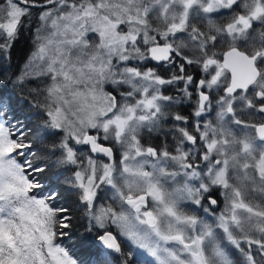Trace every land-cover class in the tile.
Here are the masks:
<instances>
[{
	"label": "snow or ice",
	"instance_id": "obj_1",
	"mask_svg": "<svg viewBox=\"0 0 264 264\" xmlns=\"http://www.w3.org/2000/svg\"><path fill=\"white\" fill-rule=\"evenodd\" d=\"M0 264H264V0H0Z\"/></svg>",
	"mask_w": 264,
	"mask_h": 264
},
{
	"label": "trees",
	"instance_id": "obj_2",
	"mask_svg": "<svg viewBox=\"0 0 264 264\" xmlns=\"http://www.w3.org/2000/svg\"><path fill=\"white\" fill-rule=\"evenodd\" d=\"M33 44L34 41L32 39V34L29 31H22V33L19 36V39L15 43V45L12 48V60H11V67L7 69L9 73L15 72L18 70V67H22L26 62L28 57L30 56L31 52L33 51ZM222 49V48H221ZM219 49V50H221ZM256 119H259L257 117ZM99 160V158H96ZM55 169H52L49 172V179L52 183H56L55 177L53 173L55 172ZM70 173L65 172L64 175H69ZM110 195V194H109ZM65 197H70V194L65 192ZM107 199H102L100 203H109ZM62 204L65 205H71L73 210H75V199L74 198H68V199H63L61 201ZM76 216H81L82 214L79 212L74 213ZM74 227L73 231L76 232L77 234L83 233L86 226H87V221L84 219H74L73 221ZM77 239L76 236L73 237V240ZM64 244H71L72 241H62ZM77 252H81L82 255H86L85 253L82 252V250L77 247L76 249Z\"/></svg>",
	"mask_w": 264,
	"mask_h": 264
},
{
	"label": "flooded vegetation",
	"instance_id": "obj_3",
	"mask_svg": "<svg viewBox=\"0 0 264 264\" xmlns=\"http://www.w3.org/2000/svg\"><path fill=\"white\" fill-rule=\"evenodd\" d=\"M222 51L223 50H221L220 52L222 53ZM192 74L197 79L202 78L201 72H200L199 69L193 68ZM190 111H191V109L187 108L185 110L184 114L187 115ZM212 114H210V115H212ZM212 118H210V119H212ZM237 132H239V130H237ZM141 143L145 144L146 146L149 145V144H151L153 146H157V145H159L161 143V139H159L155 133L149 134L147 131H145V132L142 133ZM119 158H120V154H119V152H116L117 161L119 160ZM101 161L107 162V159L101 158ZM213 198L217 199V201H218V205L213 206V208L215 210V214H216V213H218V212H220L222 210L221 205H222V202H223V196H221V190H219V189L215 190L214 193H213Z\"/></svg>",
	"mask_w": 264,
	"mask_h": 264
},
{
	"label": "rangeland",
	"instance_id": "obj_4",
	"mask_svg": "<svg viewBox=\"0 0 264 264\" xmlns=\"http://www.w3.org/2000/svg\"><path fill=\"white\" fill-rule=\"evenodd\" d=\"M201 72V71H200ZM201 76H202V78H203V76H204V74L201 72ZM213 117V118H212ZM214 117H215V112L212 114V115H208L207 117H206V119H210V118H212V119H214ZM237 135L238 136H242L243 135V131H240L239 130V132H237ZM103 162V161H102ZM221 196H222V194H221ZM224 206H225V204H224V199H223V202H222V205H221V208H222V210L224 209ZM194 209H196V210H198L197 208H195V207H193ZM221 210V211H222ZM186 211H188V210H186ZM220 211V212H221ZM220 212H218V213H216V215H218ZM189 214H194V212L192 211V212H189ZM195 215H197V214H195ZM199 216H202V217H204V218H206V219H209L208 217H206L205 216V214L200 210V214H199ZM209 222H211V220L209 219ZM61 243H62V241H60Z\"/></svg>",
	"mask_w": 264,
	"mask_h": 264
},
{
	"label": "water",
	"instance_id": "obj_5",
	"mask_svg": "<svg viewBox=\"0 0 264 264\" xmlns=\"http://www.w3.org/2000/svg\"><path fill=\"white\" fill-rule=\"evenodd\" d=\"M224 51H226V49H225ZM221 59H222V56H221ZM229 75H230V74H229ZM100 157H103V156H100ZM103 158H105V157H103Z\"/></svg>",
	"mask_w": 264,
	"mask_h": 264
}]
</instances>
